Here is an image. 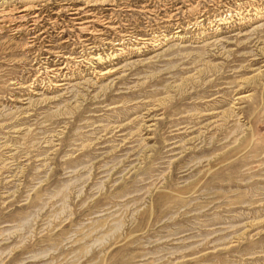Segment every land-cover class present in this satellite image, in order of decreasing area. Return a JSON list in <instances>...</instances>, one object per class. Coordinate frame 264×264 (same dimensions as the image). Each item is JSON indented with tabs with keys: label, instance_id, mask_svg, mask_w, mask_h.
Returning <instances> with one entry per match:
<instances>
[{
	"label": "rangeland",
	"instance_id": "rangeland-1",
	"mask_svg": "<svg viewBox=\"0 0 264 264\" xmlns=\"http://www.w3.org/2000/svg\"><path fill=\"white\" fill-rule=\"evenodd\" d=\"M91 12L0 34V264H264V0Z\"/></svg>",
	"mask_w": 264,
	"mask_h": 264
},
{
	"label": "bare ground",
	"instance_id": "bare-ground-1",
	"mask_svg": "<svg viewBox=\"0 0 264 264\" xmlns=\"http://www.w3.org/2000/svg\"><path fill=\"white\" fill-rule=\"evenodd\" d=\"M106 2H107V0H0V34L7 32V33H10V35H22L24 32H26V34L30 36V41L28 44L30 46L33 45L34 41L38 37V35L36 34V31L38 28L40 16L44 11L51 12V15H57V14L60 15L61 13H64V12L69 13V15L72 18L71 20L73 21L74 27H76L78 29V31H81L84 33L87 30V28H89V25L93 24V23H98L102 27V29H104V30L114 29V28L109 26L110 25L109 22L100 23V22H95L93 20H90V16H91L90 14H92V12H91L92 8L96 5H103ZM51 21H52V19H51ZM102 31H98L97 33L92 34V35H95V36L103 35ZM41 33H43V32H41ZM176 33H178V31ZM142 41H143L142 42V47H143V45L147 44V42H145V41H148V40L142 39ZM104 44H110V42H104ZM113 46H118V44L114 43ZM139 48H141V47H139ZM90 49H92V48L89 47L88 50H90ZM117 50L119 51L120 49L117 48L116 51ZM89 58L95 62H100V60H101L100 55H97L96 57H89ZM83 60H85V59H83ZM89 64H91V63H89ZM63 69H64V67H60L58 69L52 68L50 70V72L54 74V76L52 75L53 76L52 78H55V76L56 77L61 76L60 74H61ZM113 72L114 71H110V70L106 71L105 70L101 73L99 72L100 73L99 76L103 77V76L109 75ZM62 85H63V83L59 82V83L55 84V87H60Z\"/></svg>",
	"mask_w": 264,
	"mask_h": 264
}]
</instances>
